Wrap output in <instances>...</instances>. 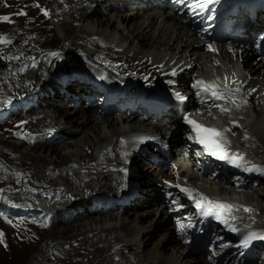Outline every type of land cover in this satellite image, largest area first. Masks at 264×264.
<instances>
[{"label": "bare ground", "instance_id": "obj_1", "mask_svg": "<svg viewBox=\"0 0 264 264\" xmlns=\"http://www.w3.org/2000/svg\"><path fill=\"white\" fill-rule=\"evenodd\" d=\"M105 1H108L105 9H109L115 14L93 18L102 11L100 5ZM116 3L117 6L118 4L126 6L127 0H53L51 4L55 13H59L62 15L60 18H63L60 25L56 23L60 32H64L63 42H60L64 49L63 57L59 59V63L54 68L52 66L55 61L50 56L44 55L43 49L33 53V49L28 48L27 51L21 53L28 56L30 53L35 54L37 56L35 64L29 66L22 63L19 71H16V81L20 83L34 81V84L39 87L51 85L52 89L58 91V88L51 83L61 79L62 75L58 74L66 73L80 65H84L85 69L87 67L95 68L94 64L84 58V54L95 60L104 45L127 59L126 64L122 63L123 68L119 71L120 73L129 75L128 70L130 69L141 73L139 75L143 78L151 73L150 77L154 78V83H158L161 88L168 87V84H175L176 80H183L191 76L195 70L198 71L197 67L189 68V63L198 64L199 67L206 64V59L209 56L204 53L201 39L188 28L183 21L184 18L174 17L166 10L144 11L141 14L139 10L125 8L128 11L116 12L114 11ZM142 15L144 18L140 20L138 17ZM237 48L241 50L234 52L237 55V61H234L235 56L228 54L226 49L221 47V59L218 58L217 61L223 65L213 70L217 75L218 70L227 71L228 67L233 65L241 75L249 77L247 91L253 93L244 97L239 103L242 112L225 115L227 124L237 131L236 139L232 137L233 141L230 144L234 150L248 158L264 159L262 156L264 155V104L261 105V101L264 100V64L257 60L254 61V50L249 44L243 43ZM14 55L17 57L19 52H14ZM240 59L243 63L241 69L238 68ZM61 65H65V69L61 72L55 71L57 66ZM173 72L175 75L172 74ZM218 78L220 79V77ZM8 80L10 79L8 78ZM26 87L27 85L19 86V88ZM252 89L256 90L250 91ZM45 95H49V93L45 92ZM256 95H258L257 98ZM55 99L58 100V95L55 96ZM58 101L56 103L51 98L43 100V102H47V107L51 105L48 110L41 111L36 116L17 118L14 122V126L18 129L29 131L22 144L28 145L30 151L40 150L37 155L39 165L36 169L33 168V172L37 176L29 168H25V173L33 181L34 187L28 185L23 175L20 174L19 177V174L14 173L19 177V185L12 184L14 186L12 188L10 184H7L9 188L1 190L11 193V195H19L17 205L44 210L51 216L39 222L14 220L13 223L11 220L5 219L6 223H0L2 225L0 237L4 230L10 232L12 229L18 233L31 234L34 230L44 228L45 230L40 231L50 233L46 235L47 238L43 241V244L44 242L46 244L45 246L41 245L38 256L46 259L48 254L59 256L62 252L63 260H67L68 264H84L89 256V264H245L236 256L237 247L240 248L242 244L231 235H228V238L234 242L231 245L233 248L229 247L225 250H230L232 253L219 250L218 253L222 252V255L229 253V258L221 262L220 258L217 259L215 255L204 256V254H210L208 250L201 252L184 244L179 233H176L174 227L169 224L171 219L162 204L138 211L139 213L135 216H133L135 207L133 204L123 211L124 219L120 217L119 224L118 215L111 213L93 216V214H89L88 208L83 209L82 202L90 192L108 191L127 194L125 189L129 188V183L134 182L135 185L139 181V184L143 185L144 193L145 182L144 179L140 180L139 178L143 177L144 173L139 171V163L142 162V159L147 158L146 153L150 151L151 146L156 145L157 137H166L168 130L160 125H156L157 129L148 127V123L145 121H133V112L119 114L117 118L105 116L101 124L96 122L98 117L94 116L91 106L89 109L80 110L73 108L71 103H68L65 105L66 108H63ZM103 124L108 131L104 135L101 134ZM173 125V132L177 133L169 134L166 138L167 141L170 138L173 139V142L180 140L178 134L182 126L176 123ZM242 127L243 132L249 133L247 139L241 134ZM142 128L160 134L150 137ZM57 132L64 134L68 140L63 142V139L57 138L54 143L63 142L61 145L41 151V148L51 143L49 134ZM62 134L59 136H64ZM245 143L248 146H245ZM60 148L63 150L60 155L58 154L55 159L48 158L50 153L55 154ZM26 154L28 155L30 152L27 151ZM124 160L125 164L132 166L131 173H128L129 165L125 169L118 168V165ZM147 167L151 172H145L148 177L155 178L164 175V173L168 175V170L164 167L157 165H148ZM121 177L123 179L118 185L115 181ZM191 178L196 179L195 177ZM43 179L44 182L54 181L53 183L56 184H65L63 187L45 186ZM145 181L148 182L149 179H145ZM224 183L226 184V182ZM150 186L151 190L146 193L147 196L150 195V192L156 191L153 184ZM221 187L219 184L216 188L211 186L204 189L211 196L219 192L225 194L235 192L232 184L230 188ZM45 190L51 191L50 194ZM195 190L200 193L199 189ZM253 193L242 192V198H234L231 203L243 215L245 225H264V214H262L264 209L260 206V202L258 203L254 199L256 195L264 196V182L261 187H256ZM182 195L184 200L188 201L189 197ZM66 212L72 216H60ZM151 214L153 217L149 218ZM158 229L162 230L160 243H156L152 249L146 248L151 243L150 238ZM217 243L215 242V244Z\"/></svg>", "mask_w": 264, "mask_h": 264}, {"label": "rangeland", "instance_id": "obj_2", "mask_svg": "<svg viewBox=\"0 0 264 264\" xmlns=\"http://www.w3.org/2000/svg\"><path fill=\"white\" fill-rule=\"evenodd\" d=\"M52 2H53V0H0V132L2 133L0 135V198L2 199V201L4 202V205H6V207H10L12 205V203L14 205H17V202H19V195H17V196L11 195V193H6V192H3L1 190L3 188L5 190L7 188H9V185H7V184H10V186H12V188H14L13 185H15V184H17V186H18L19 185L18 178L20 177V174L25 177L28 185L34 187L33 181H31L28 178L27 174L25 173V170H26L25 168H29L31 170V172L37 176V174H35L33 172V168L36 169L37 165H39L38 164L39 160L37 159V155H38V152H40V150L34 149V150H36V152L30 151L28 149L29 148L28 145L22 144V142H21V144H18V143H20L19 140L16 141V140L12 139V138H14L13 136L16 135L18 131L22 132V130L18 129L17 127H13L12 126L13 124L11 125V122L14 123V121L17 117L24 118V117H27L28 115H23V114L21 115L19 110L10 112V109H8L7 111L4 109L6 107H8L10 104L16 103L19 99L29 98L30 96L34 95V93L36 91H38V88H36L35 86L30 87L27 90H23V88H19L20 85H25V83H20V82L16 81V73H17L16 71H19L22 63L28 64L29 66H33L35 64V61H36L35 59L37 57L33 53H36L39 49L44 50L45 48H50V49H53L54 51H56L57 55H59V56L64 54V52H63L64 49L61 46L62 45L61 43L63 42L64 32L61 33L60 30L58 29V25H57V24L60 25L63 22V18H60L62 15H60L59 13H55L54 7L51 4ZM119 3H122V2H119ZM21 10L24 11L25 13H27V15L26 16L18 15L17 13H19ZM45 11L48 13V15L44 14ZM112 13L115 14L113 11L108 13V14L107 13L105 14V13H103V11H101L95 17L93 16V18L97 19L99 17H102V15L111 16V15H113ZM142 13L143 12H141V14ZM133 14H136V13H133ZM4 16H8L10 19L8 21H5L2 19V17H4ZM138 18H140V20H142L144 18V16L142 15ZM56 19H58V20H56ZM134 19H136V18H134ZM76 26H81V25H76ZM94 31H96V29H94ZM7 41H10V43ZM105 46L106 45H104V47ZM104 47H102V48H104ZM28 48H30V50L33 49V53H30L29 56L23 55L21 52L27 51ZM46 51L47 50H44L43 52H46ZM14 52H16V53L19 52V55L16 57L14 55ZM107 52H109V53L111 52L110 55H112V56H119L118 53L112 52L110 50H107ZM44 54H48V53L46 52ZM49 56L51 58L53 57L55 59L54 54L49 55ZM20 57H22V58H20ZM100 59H101V61H104V59H102V58H100ZM115 59H116V61H120V58H118V57H115ZM22 61H24V62H22ZM57 62H59V61H57ZM55 65L56 64L54 63L52 67L55 68ZM9 74H10V76H9ZM8 78L10 80H8ZM2 85H4V86H2ZM30 90H32V91L30 92ZM4 96H6V97H4ZM68 103H71V102L70 101L69 102H63L61 105L63 106V108H66L65 105ZM135 115L136 114L133 112V117H132L133 121L143 122V121H141V119L138 120V118H136ZM110 116L113 118H117V117H119V114H114V115L112 114ZM96 117H98L96 122H100L102 124L103 123V117H100L97 115H96ZM147 123H148L147 124L148 127H152L154 129L158 128L156 125L151 124V122H149V121ZM106 129L107 128L103 124L101 126V134L102 135L107 134L108 131ZM242 129H243V127L241 128V134H243L244 138L247 139L249 136V133L243 132ZM236 133H237V131H236ZM236 136H237V134L232 136V137L234 139H236ZM67 140L68 139L66 137L64 139V141H67ZM172 140L173 139L170 138V140L168 142L171 143V142H173ZM62 143L51 142L50 145L44 146V148H41L42 149L41 151H44L45 149H48L49 147L51 148L55 145H59V144L61 145ZM244 145L248 146L247 143H245ZM250 145L252 146L253 144H250ZM151 147H154V146H151ZM26 150L29 151L30 154L25 155V152H27ZM255 151H257V149H255ZM62 152H63V150H61V148H60V150H58L57 153H55V154L50 153V157H48V158L55 159L58 156V154L60 155ZM4 156H5V159H4ZM262 156H264V155H262ZM32 157H34V158H32ZM8 163H9V165H8ZM149 164L150 163L148 162V160H143L141 163H139V166H138L139 171L144 173L143 177H140V178L144 179V182H145L144 190L145 191L143 194L140 193V196H143L144 198L142 200L136 199L138 201V203H137V201L134 203L135 207L133 209V212H134L133 216L138 214L139 213L138 211L150 209V208H153L155 206L161 205L160 201L156 198V195H155V193H157V191H158L156 188H154L156 191L150 192L149 196L146 195V193H148L151 190L150 184H153V186H154V183H153L154 178L148 177L147 175H145V172L150 171L148 169L149 167H147ZM14 173L19 174V177H17V175H14ZM149 173H151V172H149ZM164 175H167V174L164 173ZM145 179H149V181L146 182ZM53 182H51V181L50 182H44V179H43V185H45V186L56 185L58 187H63L65 184V183L56 184ZM205 182H207V181H204V182L199 181L197 186L199 187V185H201L200 188L201 187H203V188L207 187L208 188L211 186L216 188L218 186V184H216L215 182H212V183L208 182L209 184L208 183L206 184ZM260 187H261V185H260ZM45 191L49 194L51 192L49 190H45ZM253 192H250V194H252ZM91 194H93V193H91ZM91 194H89V195H91ZM253 194H255V193H253ZM240 195L241 194H237V195H235V197L241 198ZM132 196H134V195H132ZM139 198H141V197H139ZM253 198H254V195H253ZM254 199H256V201L258 203L260 202V204H261L260 206L264 209V196L258 197L256 195V197ZM11 200H12V202H11ZM249 202H253V201H249ZM87 204H88V200L85 202L84 205H87ZM262 212H264V210ZM262 214H264V213H262ZM0 215L2 216V218H4L3 215H6V214L0 213ZM100 215H103V214H100ZM104 215H106V214H104ZM117 215L119 216V219L117 220L118 224H119L121 221L120 217H123V219H124V215L122 213H121V216H120V214H117ZM20 216L22 217L23 214L20 213ZM69 216H71V214H69ZM93 216H99V214H93ZM151 217H153V214L149 215V218H151ZM169 217L171 219L170 215H169ZM242 217H243V215H242ZM2 218H0V223H6V220L2 219ZM22 219H34L36 221L39 220L38 218H22ZM43 219H45V218L43 217ZM243 219H244V217H243ZM11 221L14 223V220H11ZM172 223L173 222L171 221L169 224H171L173 226ZM1 226L2 225L0 224V227ZM259 227H261V226H259ZM40 230H45V229L41 228V229H38L36 231L34 230V232H32L31 234L18 233L12 229L10 232H7V230H4L3 232H1L2 236L0 237V264H68L67 260L66 261L63 260L62 252H60L59 256H54V255L48 254L46 259H42V257L38 256L39 249L42 246H45V244H46L45 242L43 244V241L46 240V238H47L46 235H49V233H50L48 231L41 232ZM161 231L162 230L158 229L155 232V234L150 238L151 243L148 244L146 246V248L152 249L153 247L156 246V243L157 244L160 243V241H161L160 232ZM37 232H38L39 236H38ZM72 232H74V230ZM175 232L177 233L178 231L175 230ZM73 235L75 236V232L73 233ZM195 249L197 251H200L197 248H195ZM225 251L232 253L230 250H225ZM201 252H203V251H201ZM89 257H88V260L90 259ZM88 260L84 264H89Z\"/></svg>", "mask_w": 264, "mask_h": 264}, {"label": "snow or ice", "instance_id": "obj_3", "mask_svg": "<svg viewBox=\"0 0 264 264\" xmlns=\"http://www.w3.org/2000/svg\"><path fill=\"white\" fill-rule=\"evenodd\" d=\"M207 5L202 2V0H196L194 4H189L188 7L195 11L196 8H205ZM21 16H26L27 13L24 11H20L17 13ZM45 15L48 13L45 11ZM3 20L8 21L10 18L8 16L2 17ZM10 43V41H7ZM210 51H215L211 45L208 46ZM218 63V62H217ZM175 75V72L172 73ZM227 79V77H225ZM198 89L197 95L207 97L212 99L213 101H225L227 102L230 98H232V103L239 107V104H236L235 99L233 98L235 93L240 92V87L235 89L228 88L227 84H225L224 88L221 89L218 86L217 81L212 82H205L204 80L196 81L194 85ZM250 91H255L252 89ZM178 99L183 101L186 98L183 96H179ZM246 103V101H245ZM220 110L221 113H227L229 109L224 107L221 104L214 103L212 105ZM186 123L192 125V131L196 134V140L198 143H201L205 150L210 154L216 156L217 159L220 160H235V157H229L226 148H225V141L223 137V132L213 128V127H206L195 120L189 119L185 117ZM233 123H235L233 121ZM175 187L179 188L181 192L186 193L189 199L194 200L195 207L200 210L201 214L204 216H214L217 220H221L223 223H227V219L224 218L225 211L230 212L232 209V205L224 204L218 201H212L210 198L204 196L202 193H199L195 189L181 187L179 184L175 185ZM235 219V217H232ZM181 230H183V225H181ZM232 231H238V229L232 227ZM255 239H264V236H258L257 233L249 231L247 234L243 236L241 244L243 247H248V245ZM226 245H221V247H225Z\"/></svg>", "mask_w": 264, "mask_h": 264}]
</instances>
